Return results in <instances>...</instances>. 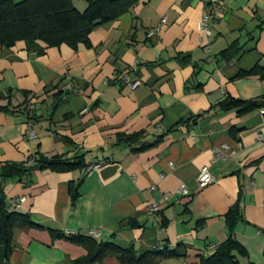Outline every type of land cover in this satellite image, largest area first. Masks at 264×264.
<instances>
[{
	"label": "crops",
	"instance_id": "0c3cea01",
	"mask_svg": "<svg viewBox=\"0 0 264 264\" xmlns=\"http://www.w3.org/2000/svg\"><path fill=\"white\" fill-rule=\"evenodd\" d=\"M72 3L80 12L87 8V0ZM206 15L207 35L198 29ZM164 18L165 27L150 36ZM233 44L238 53L225 60ZM40 45L42 54L24 42L0 47V108L9 105V112L0 110V166L37 152L69 158L88 152L86 162L101 166L91 174L34 171L6 184L9 202L25 199L11 210L41 227L14 230L8 264H72L86 256L51 231L66 237L95 231V239L138 254L177 249L180 256L159 264H200L230 237L225 216L236 205L242 219L233 236L251 264H264V114L218 107L228 96L264 95L259 76L238 77L264 68V0H141L75 50ZM124 76L140 87L119 82ZM30 125L34 141L25 135ZM139 132L146 134L141 143L117 144L118 135ZM159 137L158 146L134 152ZM223 146L230 150L219 158ZM204 167L215 183L201 189ZM71 188L79 192L75 201ZM155 203L160 209L151 213Z\"/></svg>",
	"mask_w": 264,
	"mask_h": 264
},
{
	"label": "trees",
	"instance_id": "16d2710c",
	"mask_svg": "<svg viewBox=\"0 0 264 264\" xmlns=\"http://www.w3.org/2000/svg\"><path fill=\"white\" fill-rule=\"evenodd\" d=\"M140 1L87 0L86 10L80 12L74 7L72 0H23L18 3L12 0H0V47L12 48L17 43L24 42L28 50L38 54L44 52L41 43L47 48L67 45L75 50L79 44H88L89 36L95 28L120 18ZM237 53L236 44H233L223 52L222 57L225 60H232ZM244 76H259L264 80V68L255 67L238 75V77ZM121 80L119 82H122ZM55 97L60 96L56 94ZM58 105L59 101L56 100L52 109L55 110ZM8 106L0 110L9 112ZM218 107L226 112L235 111L240 116L246 115L264 110V95L249 101L228 96ZM181 124H184V121L178 123ZM145 137V132L118 135L117 144L134 146L141 143ZM162 141L163 137H159L153 143H144L134 152H144L158 146ZM88 154V152L76 154L69 158L63 155L48 157L37 152L24 163H6L0 166V248H6L4 264H8L13 251L12 243L16 228H41L31 221L29 215L11 210L16 206L7 200L6 184L14 180L21 181L34 171L49 170L64 173L86 170L91 165L86 162ZM30 162L33 165L28 166ZM70 192L72 201H75L79 196L78 189L71 188ZM241 219L240 207L236 205L225 216L230 237L218 245L213 254L202 257L200 264H242V260L251 264L246 249L233 236V231ZM51 234L55 238H66L85 249L86 256L72 264H101L106 258H114L120 264H159L165 258L180 256L177 249L164 248L138 254L133 246L122 248L112 242L100 241L91 236L77 234L66 237L55 231H51Z\"/></svg>",
	"mask_w": 264,
	"mask_h": 264
},
{
	"label": "built area",
	"instance_id": "2783aa9c",
	"mask_svg": "<svg viewBox=\"0 0 264 264\" xmlns=\"http://www.w3.org/2000/svg\"><path fill=\"white\" fill-rule=\"evenodd\" d=\"M210 17L208 15H206L198 24V29L200 32H202L203 34L207 35L209 34V30H208V22H209ZM167 24V19L164 18L162 19L160 25L155 28L154 30L151 31L150 36L158 33L160 30H162L165 25ZM122 82L129 86L131 89H137L138 87H140L141 83L140 81H131L130 78L128 76H124L122 77ZM261 114H264V110H261ZM25 135L27 136V138L29 140H36L37 139V135L36 133L32 130L31 125L28 127L27 131L25 132ZM263 135H260L259 138L263 139ZM229 147L228 146H223L222 149H220L218 151V157L219 158H224L225 157V153L226 151H229ZM31 165V162L28 163V166ZM101 164L100 163H92L88 168H87V174H91L94 173L96 171H98V169L100 168ZM215 183V179L214 177L211 175L209 168L208 167H204L200 170V174L198 177V185L201 189H205L211 185H213ZM180 193L185 195L187 194V191L185 190V188H182L180 190ZM165 201H167L169 199L168 195H165L163 198ZM25 202V199H17L15 201H13V205L16 207H19L21 204H23ZM159 205L158 204H153L149 210L151 213H155L159 211ZM91 236L92 237H98L99 233L95 232V231H91ZM215 248L214 246L211 247V249Z\"/></svg>",
	"mask_w": 264,
	"mask_h": 264
},
{
	"label": "water",
	"instance_id": "95a60500",
	"mask_svg": "<svg viewBox=\"0 0 264 264\" xmlns=\"http://www.w3.org/2000/svg\"><path fill=\"white\" fill-rule=\"evenodd\" d=\"M6 258V248L1 247L0 248V264H4Z\"/></svg>",
	"mask_w": 264,
	"mask_h": 264
}]
</instances>
